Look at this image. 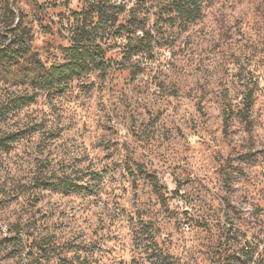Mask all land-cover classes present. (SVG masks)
Segmentation results:
<instances>
[{"label":"clouds","instance_id":"1","mask_svg":"<svg viewBox=\"0 0 264 264\" xmlns=\"http://www.w3.org/2000/svg\"><path fill=\"white\" fill-rule=\"evenodd\" d=\"M0 264H264V0H0Z\"/></svg>","mask_w":264,"mask_h":264}]
</instances>
